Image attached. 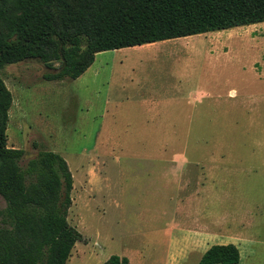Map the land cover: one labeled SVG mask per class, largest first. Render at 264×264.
Returning a JSON list of instances; mask_svg holds the SVG:
<instances>
[{"label":"rangeland","instance_id":"1","mask_svg":"<svg viewBox=\"0 0 264 264\" xmlns=\"http://www.w3.org/2000/svg\"><path fill=\"white\" fill-rule=\"evenodd\" d=\"M170 42L175 63L171 56L128 62L121 49L104 50L75 79H42L47 69L36 58L0 68L11 95L6 145L24 151L19 165L49 150L72 176L66 220L83 239L65 264H100L109 255L128 264H172L166 228L183 221L178 206L187 189L160 174L161 164L176 158L197 164L190 173L207 181L216 164H224L228 179L235 170L253 181L248 200L264 236V22ZM173 69L184 79L169 74ZM148 87L158 92L151 103H112L130 88ZM220 210L208 204L209 212ZM194 258L179 264H196ZM239 264H264V249L242 252Z\"/></svg>","mask_w":264,"mask_h":264},{"label":"trees","instance_id":"2","mask_svg":"<svg viewBox=\"0 0 264 264\" xmlns=\"http://www.w3.org/2000/svg\"><path fill=\"white\" fill-rule=\"evenodd\" d=\"M264 22V0H0V68L36 58L44 80L75 79L99 51ZM54 63H57L54 66ZM11 95L0 77V264H65L81 234L66 220L72 176L57 153L6 145ZM231 243L196 264H236ZM100 264H128L109 255Z\"/></svg>","mask_w":264,"mask_h":264},{"label":"crops","instance_id":"3","mask_svg":"<svg viewBox=\"0 0 264 264\" xmlns=\"http://www.w3.org/2000/svg\"><path fill=\"white\" fill-rule=\"evenodd\" d=\"M171 39L174 38L118 49H121L120 51L124 55L123 59L128 62L138 61L139 58L145 56L154 62L165 63L171 56L175 63L177 56L171 52H174L177 47L171 44ZM216 43L218 42L216 41ZM137 51L141 52L135 54L134 52ZM170 71L169 74L174 77L177 75V78L184 79L183 73L174 69ZM164 93L166 94V92ZM157 94L158 92H155L151 87L147 89L130 88L120 96V99L112 100V103L116 105L125 103L141 107L151 103L146 101H151ZM218 155L223 157L225 154L218 152ZM176 159L175 162L161 164L166 172L160 174V178L178 185V190L181 189L179 183L182 181L184 182L182 185L187 189L179 200L183 205L179 204L178 206V209L182 211L183 221L178 223L173 221L166 228L168 238L165 259L169 263L179 264L193 254L194 261L197 263L201 254L210 245L231 243L238 249L239 259L236 264H239L242 261V252L246 257H249L257 249H264V236L258 233L255 228L262 224L255 222L252 211L254 206L252 207V201L248 200L253 181L244 179L239 175V171L235 170L232 179H228L225 177L228 170L224 164L221 166L216 164L219 171L214 180H209L210 183H214L211 188L207 184L209 181H207L206 174L190 173L197 164L182 162L183 158ZM214 187L216 190L213 189ZM209 203L217 204L221 210L215 213L209 212Z\"/></svg>","mask_w":264,"mask_h":264}]
</instances>
